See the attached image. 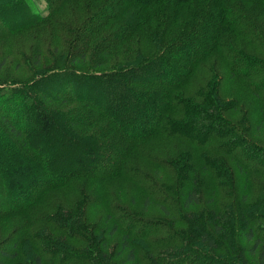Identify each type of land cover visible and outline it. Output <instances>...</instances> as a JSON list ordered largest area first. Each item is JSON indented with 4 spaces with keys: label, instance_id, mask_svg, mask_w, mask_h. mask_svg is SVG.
<instances>
[{
    "label": "trees",
    "instance_id": "obj_1",
    "mask_svg": "<svg viewBox=\"0 0 264 264\" xmlns=\"http://www.w3.org/2000/svg\"><path fill=\"white\" fill-rule=\"evenodd\" d=\"M46 1L49 9L43 15L29 0H0V40L21 33L41 35L52 26L57 31L56 16L70 0ZM249 1L264 13V0ZM185 7L189 12L181 11ZM76 35L74 43L94 42L91 66L101 69L54 68L43 78L37 74L0 90V105L1 101L6 102L5 108L21 105L15 115L0 114L4 140L0 141V220L28 213L45 195L73 187L76 179L100 181L120 175L145 196L142 212L116 206L100 188L90 193L88 203L106 207L107 222L113 223L107 231L109 238L122 232L119 256L126 253L123 264H138L143 240L151 245L149 249L167 250L149 256L154 264H246L245 254L254 256L258 248L257 263L264 264V205L258 213L248 193L239 194L237 180L239 175L244 177L243 190L253 178L264 181V145L250 138V124L244 117L231 118L232 112L240 113L242 102L224 100L218 88L208 94L200 89L185 91L195 76L203 83L197 72L206 69L207 61L214 59L216 70L217 59L222 65L223 60L229 77L258 100L256 128L263 126L264 61L248 52V47L264 56V29L243 0H109L82 21ZM83 53L84 64L87 56ZM4 65L3 60L0 71ZM38 90L49 101L78 102L93 111L73 112L65 121L60 112L37 102ZM59 90L69 92L60 94ZM105 120L123 144L107 137L114 130L99 127L87 132ZM25 126L32 130L26 133ZM156 136L174 140L178 156L191 154L180 162L172 161L176 176L170 194L139 165L126 168L123 164L129 162L138 143ZM179 144L187 148L177 151ZM79 192L76 189L78 195L84 194ZM175 193L178 198L172 199ZM150 203L166 219L173 210L182 211L178 223L187 231L142 218ZM32 222L14 230L0 245V264L11 263L26 249L33 264H114L112 243L102 235H94V243L81 246L80 252L56 238H52L53 248L42 247L49 238L35 229L44 231L38 224L52 226L54 221L36 216ZM138 225L144 227L134 230ZM59 228L67 232L71 227L54 229ZM158 236L168 241L159 244Z\"/></svg>",
    "mask_w": 264,
    "mask_h": 264
},
{
    "label": "rangeland",
    "instance_id": "obj_2",
    "mask_svg": "<svg viewBox=\"0 0 264 264\" xmlns=\"http://www.w3.org/2000/svg\"><path fill=\"white\" fill-rule=\"evenodd\" d=\"M29 1L32 3L33 7L39 10L40 14L44 15L48 12L49 7L46 0ZM107 1L109 0H70V2L66 4L64 9L56 16L59 21L57 31H52L51 28L54 27L52 26L50 29L44 30V33H42L41 35L38 34L39 36L37 35V33H31L30 35L28 33H21L12 35L5 39H1L0 62L4 60L5 65L0 71V90L2 88L10 89L12 86H17L15 82L19 83L23 80H32V78H34L37 74H42L43 76L41 78H43L48 74L49 70H52L54 68L57 69L63 67H75L80 70L101 69H94V67L92 68L91 66L92 60L95 59L92 58L91 55L94 42L89 43V39H87V41L83 40L81 43L78 42L80 45L74 42L77 36L76 34L78 32V29L81 27L82 21H84L86 18H88V16L97 11V9L104 5V3H106ZM243 3L245 5V9L248 10L250 14H252L253 19L262 27V29H264V13L260 12V9L257 8V4L249 0H243ZM9 11L12 13L13 9L9 7ZM181 11L185 13L189 12V9L185 7L182 8ZM6 17L10 16L6 15ZM74 19L77 22L79 21V23L75 22ZM69 22L71 23V26L68 25ZM60 25H62V27H60ZM234 36L235 35H233V37ZM248 49V52L258 56L264 61V56L260 57V53L257 50H255L253 47H248ZM83 51L86 52L85 55L87 56V62H85L84 64L82 61V55L84 54ZM38 53H40V66H38L36 63V61L38 60ZM72 60L75 63L71 62ZM222 62L223 65L220 64L217 59V68L216 70H213L214 64L216 63L215 60L210 59L209 61H207L206 69H200L197 72L199 75L203 76V83L201 81H198L195 76L193 85H190L189 89H186L185 91L192 93L193 90L200 89L208 94V90L216 91V88H218L219 93L223 96L224 100L234 99L237 103L242 102L243 107L239 106V108H241L240 113L236 114L235 112H232L231 118L235 120L236 118L244 117L248 121L247 126L248 124H250V127H248L251 134L250 138L256 143L264 145V124L260 129L256 128L260 121L259 113H256L258 100L251 95L250 91H248L241 82L233 79V77H229L226 65L224 64L223 60ZM41 78L37 79L42 80ZM43 92H40L39 90L37 91V102L41 106H44L45 109L52 110L53 112H60L62 118H65V121L67 117H69V115L74 114L73 112H76L75 115H77V113L86 114L93 111V109L87 108L78 102L71 101L61 104L60 100H55L53 102L49 101L48 99L43 97ZM68 92H62L59 90L60 94ZM1 102L0 114L8 113L10 115H15L17 114V112H20V104L14 103L10 106L6 105L7 108H5V106L2 104H6V102ZM107 122L108 121L105 120L104 123H99L94 128L88 129L87 132H92L99 127V129L108 128L110 130H114V126ZM25 128L26 133L32 130L30 128L29 130L26 126ZM109 134L110 135H108L107 137L112 139V141H119L120 144H123L121 141L122 139L120 135L116 133V130ZM0 141L4 142V140L1 138ZM174 145L175 141L172 139H167L159 136L150 138L138 143L134 148L135 152L129 158V162L125 161V163L123 164L126 168L139 165L142 169V172L152 174V176H154L155 182L162 188V190L167 194H170L172 186L173 189L171 193L175 188L174 178L176 176V170L173 168L174 166H172V161L180 162L183 157H191V154H183V157L178 156L177 153H175ZM178 146L179 148L177 151H181L182 149L187 148L185 147V145L182 146L179 144ZM7 151L11 155L13 154L10 148H8ZM139 152L140 154H138ZM137 158L139 162L136 161ZM169 163H171V165ZM237 180L239 183L238 187H240L239 194L248 193V199L251 202V206H255L257 212L260 213L259 208L264 205V181L253 178L252 182L247 187V190H243L244 177L239 175L237 177ZM6 181L10 182V179ZM75 182L76 186H69L64 189H59L57 191L48 193L44 196L43 200L41 199L42 201L33 206V208L28 211V213L14 215L10 219H1L0 245L6 243L10 236L13 234L14 230H17L20 226L26 224V222H32L34 217L36 216H44L46 220L54 221L52 222L54 225L46 226V224L39 223L38 225H42L45 230L40 231L39 228L35 229V231L42 232L46 238H49V240H46L42 243V247L52 246L53 248L55 242L52 240V238H56L58 240V243L61 242V244L63 245L66 243L73 244V250L75 252H80L79 248L81 246L94 243L93 236L99 234L102 235V238H104V240L106 239L108 241H111L112 243V255L116 256L112 257V262L114 264H123L121 260L126 255V253H122V255L119 256L123 234L121 231H118L113 237L109 238L107 231L112 228L113 223L112 221L107 222L106 207L103 206L94 208L90 203H88V200L91 198L90 193L100 188V192H103L104 196L108 195L109 200L111 202H114L116 206H123L127 209H133L139 212H142L145 207V196L138 188H136L131 183L128 178L120 175L105 180L102 179L100 181L76 179ZM8 184L9 186H11L10 183ZM76 189H79L80 192H84V194L81 193L80 195H78L76 193ZM1 191H4L3 186H1ZM177 193L171 196V198H178V195L176 196ZM151 203L147 211L142 213V218H144L145 220H154L158 223L163 222L164 224L165 222H168L173 224V226H171L172 228L187 231V228L178 223L179 214L183 213L182 211L175 212V210H173L172 216H174L175 218L172 219V216H170L171 218L166 219L164 218L165 216L161 212V209ZM206 207L207 206L198 208L196 212L199 213ZM124 224L125 226H127L128 223L125 222ZM64 225H68L69 227H71L69 231L64 232V228H59L61 229L60 231L54 229L58 226ZM141 227L143 228L144 225H138V227H135L134 230H139V228L141 229ZM71 234H74L75 238L71 237ZM146 238H152V235H147ZM156 238L159 240V244L160 241L162 243H166L168 241V238H165L163 236H158ZM195 240L199 241L198 238H196ZM242 241L243 244H246L248 246V244L244 240ZM139 244L141 245V248H139L138 250V264H154L153 259L151 260L150 258L156 252L160 251V253L162 254L164 251H167L165 250V248L149 249V246L151 245L147 243L146 240L139 242ZM95 249L96 248L94 247L92 255L96 254ZM82 253L88 255L85 250H83ZM259 255V248L257 250V254L254 256L246 253V264H258L257 260L259 258ZM9 264H33L30 251L26 249V252H22V254H20Z\"/></svg>",
    "mask_w": 264,
    "mask_h": 264
}]
</instances>
